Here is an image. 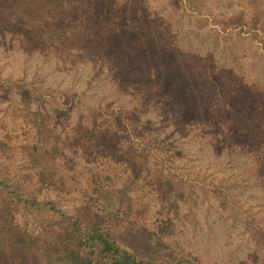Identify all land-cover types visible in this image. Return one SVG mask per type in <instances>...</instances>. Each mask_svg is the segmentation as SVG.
<instances>
[{
    "label": "rangeland",
    "instance_id": "obj_1",
    "mask_svg": "<svg viewBox=\"0 0 264 264\" xmlns=\"http://www.w3.org/2000/svg\"><path fill=\"white\" fill-rule=\"evenodd\" d=\"M263 42L264 0H0V264H59L46 244L75 219H92L95 177L120 185L133 168L144 188L133 200L149 210L124 211L119 191L106 198L121 242L152 259L264 264L262 144L229 127L239 113H222L225 96L202 75L246 73L264 95ZM172 56L181 62L169 92L153 77ZM73 92L96 110L67 106ZM168 95L195 110L178 126L177 104L162 110ZM245 116L251 124L259 113ZM43 134L58 147L51 157L24 147ZM47 160L61 191L39 187L35 172ZM7 227L35 249L10 243Z\"/></svg>",
    "mask_w": 264,
    "mask_h": 264
},
{
    "label": "trees",
    "instance_id": "obj_2",
    "mask_svg": "<svg viewBox=\"0 0 264 264\" xmlns=\"http://www.w3.org/2000/svg\"><path fill=\"white\" fill-rule=\"evenodd\" d=\"M260 46L261 50H263L264 42L261 43ZM184 55H186V53ZM172 57L174 59L171 60L174 61H171L172 63H167L169 66H167L166 69H161L158 67L155 68L156 70L153 77L159 78L160 81L166 85V89L169 92L171 85L175 81L173 68L177 65H180L181 62L179 58H176L175 56ZM156 66L157 65H155V67ZM121 72L123 73V71ZM202 75L204 77H212L214 84H217L216 89L220 92V95L222 94L225 96L226 103L224 105L228 104L230 108L228 107L227 109H224L222 113L227 114L229 110L231 113L235 111L239 113L237 117L229 116V121L231 124L229 127L236 128L238 134L241 133L242 135L243 133H246L245 136L252 137V139L255 138L253 142L257 143V146L262 144L259 148V151L261 150L264 152V131H259L264 130V119L260 118L261 114L264 116V95L261 96L260 92H254L252 90L253 86L250 84L251 81H248L245 78L246 73L239 74L233 70L220 69V67H218V69L212 68L211 71H205L202 73ZM195 76H197V74ZM209 94L214 95L215 93L211 92ZM188 98H190V95ZM175 99V96L170 97V95H168V102L165 103V106H163L162 110L165 111L167 106L173 107V105L177 104V102H174ZM187 101L188 99H185L184 103H187ZM65 104L67 106L77 105L84 110H96L92 105L85 102L83 94L76 92H73L66 97ZM184 106L182 109V106L179 107V104L176 105L177 109L175 108V114L177 117L175 116V126L180 125V117L184 116L185 118H189V115L195 112L193 108L187 107L188 105H186V107ZM209 108L214 111L216 106L214 107L212 104ZM120 111L124 113L123 109H120ZM120 111L116 110L114 113L118 114ZM207 112H210V110L208 109ZM254 112H258L259 117L252 119L253 123L250 124L249 121H247L245 115L248 114L251 116V114ZM172 114H174L173 111ZM206 115L209 116L208 113ZM120 118L124 120V118H126L125 114L121 115ZM41 123L45 124L44 118L42 119ZM245 123L249 124L248 129L244 127ZM251 129L255 130L251 131ZM41 133L42 129L39 130V134ZM250 134H252V136H250ZM48 140L49 137L43 134L40 135V137H38L34 142L24 147H26L27 150H32L34 156L37 155L51 157V155L57 151L56 148L58 147L55 144H48ZM4 148L5 142L0 141V149L4 150ZM50 166H52V164L47 160V163L41 164V167L36 170L35 173L36 177L38 178L39 187H41V191L43 190L47 193H50L53 190L61 191V186H64L59 180L61 175L57 176L58 170L55 169L56 167L54 166V168H51ZM65 170L64 172L62 170L60 174H64ZM140 172H142L141 168H133L132 171L129 169V172H127L126 175H123L124 180L120 185L115 183H105V180H102L100 175L95 177L94 180L96 184L92 186V191L89 198L91 201H96L93 203V207L95 208L92 210V205L90 204L87 207L91 209V212H93L92 219L86 223H83V218L81 217V219H75L70 225H67L64 229H62L51 242L46 244L50 258L59 264H202L193 258L177 257V259H152L144 257L118 239L117 235L113 231L111 223H109L108 219L111 217V215L110 210L106 209L107 202L105 203V200L106 198L109 199L113 191H119L120 195H122L120 202H126L125 205L122 204L124 211L129 209L132 210L136 207L135 211L143 209L147 216V211L149 209L144 208L146 204L143 203V206H139L138 203L133 200L137 199L135 194L143 188V185L139 184L141 182V175H139ZM105 177H109L110 179L112 178L107 174ZM180 178L184 182H190V178L186 173L181 174ZM0 184H6V182L0 179ZM12 192L16 195L18 200L28 203L29 199L23 195V193L18 190H14ZM46 205H49L52 210L56 209L55 201L46 202ZM135 211L133 212L134 215L139 217L140 215H138ZM140 219H142V217H140ZM2 227L6 228L5 226ZM8 229L10 231L8 240L14 246L20 249H35V244H37L36 240L33 238L26 239L18 233L13 232L10 228ZM139 229H141L144 234H147L149 239H153L151 232L143 222L140 224Z\"/></svg>",
    "mask_w": 264,
    "mask_h": 264
}]
</instances>
